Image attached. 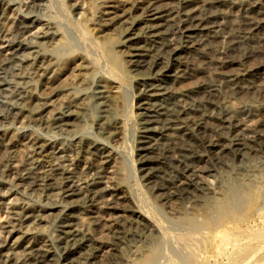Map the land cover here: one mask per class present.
Wrapping results in <instances>:
<instances>
[{
  "label": "bare ground",
  "instance_id": "obj_1",
  "mask_svg": "<svg viewBox=\"0 0 264 264\" xmlns=\"http://www.w3.org/2000/svg\"><path fill=\"white\" fill-rule=\"evenodd\" d=\"M67 1L71 10L83 16L85 22L93 21L105 34L115 37L109 47L106 45L108 49L105 48L113 78H97L99 75L91 68L86 56L72 58L75 50L67 43L61 28H49L36 19L17 22L14 30L20 39L7 46L0 45V64L17 63L13 66H19V80L24 88L19 92L13 89L15 92L6 107L1 108L0 116L74 134L92 124L103 136L110 137L119 128L124 108L117 90L122 82L130 81L135 87L136 98L133 99H137L139 112L138 157L150 191L171 190L158 196L164 202L168 198L181 199L183 192L202 194L209 190L199 178L200 173L208 169L202 158L247 151L243 143L253 142L257 138L253 131L264 126V106L261 104V100L264 101V0ZM251 61L254 63L250 64ZM75 76H78L76 85L85 89V93L71 94L75 90L70 92L71 79ZM240 121L245 123V130L239 128L241 132H232L229 128ZM8 137L0 139L5 151L10 147ZM25 142L32 149L31 158L21 161L3 150L0 152V175L17 174L28 185L45 188L55 176L70 179L76 174V169L68 170L64 165V152L69 145L50 144L35 137H29ZM75 147L84 148L103 164L110 160L106 148L98 143L83 144L79 140ZM173 151L188 157L196 154L199 158L172 164V169H179L176 174L172 169V172L165 169L166 172H162L166 163L164 158ZM51 156L56 157L55 162L50 167L45 166L44 159ZM153 160L156 167L150 168L149 163ZM99 168L97 170H101ZM85 173L88 172L80 171V175ZM240 183L226 179L221 199L207 200L201 220L196 216H185L173 221L169 238L152 230L153 226L131 206L127 196H112V192L102 188L97 179L84 183L87 197H82V190L78 191L72 182H67L63 198L69 206L64 211L56 206L24 203L13 207L19 225L39 223L43 215L55 224L56 240L64 250L65 264H95L94 259L98 257L106 264H183L181 253L170 252L169 244L189 248V239L186 244L180 240L188 236L198 238L201 234L206 239L214 237L217 259H228V262H221V259L216 264H264V241L254 245L253 239H249L251 235H246L250 240L246 243L245 236H241V233L247 234L241 232L243 228L232 232L226 227V222H237L238 219H234L243 208L246 209L243 206L253 202L257 205L264 198V183L260 184L258 192ZM2 184L0 179V186ZM107 195L112 196L107 206L120 203L123 209L114 217L117 230L111 238V249L104 252L95 245L87 219L97 216L100 211H91L88 206ZM260 207V210L264 208V204ZM106 210L110 209L106 207ZM239 218L242 217L239 215ZM259 230L252 233L263 239L264 229L263 234ZM36 236L32 232L19 236L8 258L0 259V264H55V251L39 242ZM187 253L193 257L188 250Z\"/></svg>",
  "mask_w": 264,
  "mask_h": 264
},
{
  "label": "rangeland",
  "instance_id": "obj_2",
  "mask_svg": "<svg viewBox=\"0 0 264 264\" xmlns=\"http://www.w3.org/2000/svg\"><path fill=\"white\" fill-rule=\"evenodd\" d=\"M39 1L38 0H0V45L3 44V46H7L19 41L20 37L16 34L14 30L17 22L36 19L41 24L47 25L49 28L52 27L61 28V31H63V33L65 34L64 38L67 39L66 40L67 43L72 47L73 50H75L74 51L75 54L72 55L73 56L72 58L77 59V57L79 56H83V57L86 56V60L88 61V63H90L91 68L94 71L96 70L95 71V73H97L96 75H99L97 76V78L100 76H105V77L108 76V78H110L111 76V78H113L112 76L114 75L111 74V65L109 62L110 60L106 57L107 56L106 49H108L107 47H109V45L112 43L111 41H113L115 37L110 34H105L102 28L97 26L93 21L85 22L83 20L84 19L83 16H80L79 14H76L71 10L67 0H41L42 2ZM112 1L116 3H124V2H128L129 0H112ZM85 9H87V5H85ZM6 33H7V37H6ZM12 39L15 41H13ZM252 63H254V61L250 62V64ZM13 65L16 66L17 63L12 65L0 64V110L2 107L3 108L6 107L5 105H7L9 102L8 99L11 98L15 90L19 92L21 91L22 87L24 88V85L19 80V73H20L19 66L15 67ZM108 65H110V67ZM16 74L18 75V77ZM71 80L72 81H71L70 92L75 89L73 92H71L72 95H78L80 93L83 94L86 92L85 89L76 85L78 76L73 77ZM6 88L7 89L9 88L10 91L7 90ZM117 92L119 93L118 96L120 100H122L121 106L122 108L124 107L123 110H121L122 116H121L120 125L122 124V126L119 125L117 131L110 137L103 136L98 131V129L92 124L80 129L74 134V133L64 132L60 129H51L44 125H39L35 123L24 124L14 119L3 118L2 116H0V139L8 136H9L8 138H10L9 149L5 151L3 147L0 145V152L4 150L8 155H11L12 157H15L21 161H26L31 158V154H32V149L30 150V148L25 144L26 143L25 141L29 137H35L41 141L50 144L51 143L66 144L69 145L70 148H68V150L64 152V154L66 153L64 155V157L66 156L65 157L66 162L64 163L65 168L67 167L68 170L76 169L77 171H79V172L76 171V174H74L73 177H71L72 179L65 178L62 176L60 177L55 176L54 181L51 183L52 185L50 184L45 188H40V187L37 188L35 186L28 185L29 183L24 181L22 178H19L20 176L17 174H13V173L10 174V172H6L7 174L4 173L3 175H0V179L4 184V186L3 184L2 186H0V259H3L4 261L5 259L8 258V256L11 253V248L13 247L15 241L19 238V236H22L26 232H32L38 235L36 236V239L37 240L40 239L41 241L38 240L39 242L44 244L46 243L47 245L50 246V248L52 247L51 249L53 250V252L55 251L54 254L56 259H54L53 263L54 262L55 264L66 263L65 261L66 256L63 253L64 250L62 247L58 246L56 240L57 233H56L55 224L50 222L45 217V215H43L40 217V220L38 221L39 223L24 222V223H20L19 225V223H17L16 216L14 213L15 207L13 206L24 205V204H30L35 206H47V207L56 206L58 207L59 210L64 211V209L65 210L66 208L68 209L69 206L67 201H65V199L63 198V193L65 190L64 185L67 182H72L75 185V187L78 189V191L82 190V192H80L82 197H84V195L85 197H87L88 194L84 190V183L87 181H94L97 179V181H99L102 188L104 189L108 188V190L112 192L111 194L112 196H119V197L127 196V199L129 200V202H131L130 203L131 206L133 205L132 207L136 208L138 212L143 214L144 217L147 219V221L151 224V226H153L152 230L154 229L157 230L158 231L157 233L159 235H163V237L167 235L166 236L167 238H169L170 235H172L170 234L171 233L170 223H172L175 220H179L185 216H188L190 218L196 216L197 218L200 219V217L203 215L204 206H205L204 204H206L207 200H210L212 198L221 199L225 190L223 183L226 179L232 178L236 183L241 182L240 185L246 187L247 189L252 190L253 192H258L260 187L264 185L262 184L264 183V146H263L264 126H259L253 131L254 135H256L257 137L254 140L255 142L254 141L250 143L248 142L247 144L243 143L245 144L243 146H247V151L243 153L232 152L231 154L230 153L225 154L219 158H215L211 156L202 158V161L206 164L208 169H206V171H202L199 175L200 176L199 178L201 179V181H204L202 182L203 186L209 188V190L206 188L207 191H204V193H202L203 196L202 194L199 193L195 194L193 192H186V193L183 192L181 199L175 200L168 198L166 199V201H164L165 203L161 202L158 196L166 195L169 192H171V190L166 188V189L158 190L155 193L150 191L148 187L149 186L148 182H146L145 179L143 178V172L141 169L142 168L141 160L140 157H138L139 156V140H138L139 112L137 109V99H135L136 98L135 87L133 83H131L130 81L129 82L126 81L124 83L122 82V86L119 90H117ZM6 93L9 94L6 95ZM6 96H8V98ZM133 97L135 98L133 99ZM49 98H52V96H49ZM263 103L264 101L262 99L261 104L264 106ZM48 116L49 115H47V117ZM236 126L234 127L232 126L229 129L232 132L234 131L241 132L239 130L242 131L245 130V123H243V121L237 123ZM78 139L81 140L83 144L98 143L104 146L106 148L107 153L110 156L109 162L103 164L101 159H99L96 156L89 155L84 148L75 147V144L79 141ZM254 148H258V150H254ZM175 152L176 151H173L170 154L171 156L169 155L170 157L167 156V158H164V161L166 163H165V167L163 166L164 168H161L162 172H166L165 170H168L167 172L171 171L172 169L171 165L172 164L174 165L179 162H183L182 160L186 161L188 158H190V160L191 159L197 160V158H199L196 154L195 155L193 154L192 156L188 157L184 153L180 154L179 152L176 153ZM88 155L90 157H88ZM54 158L56 159V157L54 156L45 158L44 165L50 167L55 162L53 161L55 160ZM82 159L83 160L85 159L84 160L85 162L82 161ZM71 161L72 163H70ZM98 162L101 164H99ZM149 164H151L149 165L150 168L153 165L154 167H156L154 160L151 161ZM98 168L101 170H97ZM172 170H173V174L179 172V169L176 168H173ZM80 171L81 173L85 171L88 173L80 175ZM90 172L93 173L91 174ZM12 174L15 176H13ZM250 183L253 185H251ZM219 187H223V188H219ZM217 188H219V190H216ZM207 192L209 193L211 192L212 194L211 193L208 194ZM111 195L102 197L103 199L98 198L96 203H94L93 205H89L88 206L89 210L99 211L100 209V211L97 216L96 215L92 217L89 216L87 219L88 223L86 220L87 226L89 227L88 229L93 236L95 245L98 247L100 246V248L104 250V252L106 251L108 252L111 249V238L114 234V231L117 230L116 227L117 224L115 222V218L118 212L123 209L122 207L123 205L120 203H114L111 206L106 205L107 201L111 199L112 197ZM261 200L263 201L261 202ZM100 201H102V203ZM197 202L199 203V206ZM255 204L256 202H253V203H249L246 206H243L246 209L241 207V209L243 208L242 209L243 212L239 213L241 212V210H239L238 217L234 219V220L238 219L237 222L236 221H232L230 223L226 222V227L229 228V230H232V232L233 230L240 231L242 228L243 229L241 230V232L242 231L243 233H245L244 231L247 232V234L241 233V236L242 235L245 236L244 238L246 240L244 239V241L246 243H250L249 240L250 238L253 239L254 241H256L258 238L259 241L258 242L256 241L257 243L251 240L252 244L254 245L264 241L263 240L264 238L262 239V236H258V234L257 236H255L256 235L255 230L260 229L259 231L261 233L262 229H264V208L261 209L262 211L260 210L261 208L260 206L264 204V198L260 199L257 202V205ZM105 206L108 207L110 210L107 211ZM239 215L240 217H242L241 219L239 218ZM95 218H97V220ZM112 223L113 225H111ZM159 225H160V229H159ZM250 231L251 234H249ZM252 231H255V233H252ZM262 232L264 233V231ZM252 234L257 238L255 239L252 236ZM246 235H248V237L249 235L251 236L248 239ZM182 239L185 240L182 241ZM182 239L180 240V242L184 243L186 241L185 244L188 242V239L190 240L188 242L189 244H187L189 245V248L184 246V249H182L183 248L182 246L176 245L175 243L174 246L172 247L170 243L168 247L170 249L169 250L170 252L179 251V253H181L180 255L183 258L182 259L183 264H185L186 262H187L186 264H201V263H205L206 261H210L212 264H216V261H221V259H222L221 262H228V259L226 260V257H222L220 260L215 257L217 254V249H216V245L214 244L215 240L213 236H210L206 239L203 236V234H201V236H198V238L197 236L195 237L191 236V238L188 236ZM175 247H177L178 249ZM187 250L193 254V257H190L188 255ZM185 255H187L186 258ZM101 261L102 258L100 257L94 259L95 264H106Z\"/></svg>",
  "mask_w": 264,
  "mask_h": 264
}]
</instances>
